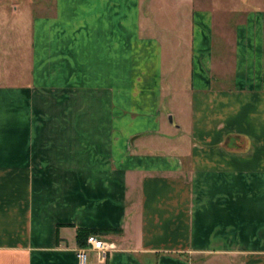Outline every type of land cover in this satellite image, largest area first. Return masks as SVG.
Returning <instances> with one entry per match:
<instances>
[{"label":"crops","instance_id":"obj_1","mask_svg":"<svg viewBox=\"0 0 264 264\" xmlns=\"http://www.w3.org/2000/svg\"><path fill=\"white\" fill-rule=\"evenodd\" d=\"M156 5L0 0V264H264V0Z\"/></svg>","mask_w":264,"mask_h":264},{"label":"rangeland","instance_id":"obj_2","mask_svg":"<svg viewBox=\"0 0 264 264\" xmlns=\"http://www.w3.org/2000/svg\"><path fill=\"white\" fill-rule=\"evenodd\" d=\"M147 2H149V0H147ZM168 4V0H158V5L155 6L156 9H154V12L152 14H145V18L146 21L150 20V22L152 24H155L156 29L154 30V32H158L163 40V37H167V33L171 32L169 30H167L163 23L166 24L167 26V22L164 21V9L165 7H163L164 5ZM147 9V7L145 8L144 5V10ZM33 16H39V14L35 13ZM232 14H225V15H220V17H222V19H224L225 21H231L232 18ZM163 26V27H161ZM224 26V25H223ZM232 29H217V37L216 40L221 39L223 42V46L221 47L223 50V53L225 54V59L226 60H222L221 64L223 66H226V69L228 71L231 70V66H229V64L231 65V54H232V46H231V41H232ZM225 41V42H224ZM169 42V40L167 41ZM227 42V43H226ZM225 43V44H224ZM175 47V49H177V53L180 54V46H177L176 44L173 45ZM183 82V81H180ZM184 85V83H183ZM179 121V118L176 116V122ZM87 256V261L89 262L91 258L94 257V254L91 252H87L86 253Z\"/></svg>","mask_w":264,"mask_h":264},{"label":"built area","instance_id":"obj_3","mask_svg":"<svg viewBox=\"0 0 264 264\" xmlns=\"http://www.w3.org/2000/svg\"><path fill=\"white\" fill-rule=\"evenodd\" d=\"M115 250L116 248L112 243L106 242L98 236L90 235L86 238L85 247L78 252L80 264H86L87 252L93 253L99 263H105L109 255Z\"/></svg>","mask_w":264,"mask_h":264},{"label":"trees","instance_id":"obj_4","mask_svg":"<svg viewBox=\"0 0 264 264\" xmlns=\"http://www.w3.org/2000/svg\"><path fill=\"white\" fill-rule=\"evenodd\" d=\"M119 231L112 230H90V229H78L76 232V241L80 248L85 247L86 238L90 235L101 236L105 234H115Z\"/></svg>","mask_w":264,"mask_h":264}]
</instances>
